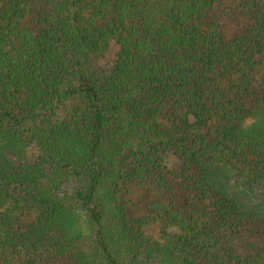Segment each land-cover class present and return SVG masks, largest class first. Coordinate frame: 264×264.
<instances>
[{"label":"trees","instance_id":"trees-1","mask_svg":"<svg viewBox=\"0 0 264 264\" xmlns=\"http://www.w3.org/2000/svg\"><path fill=\"white\" fill-rule=\"evenodd\" d=\"M0 264H264V0H0Z\"/></svg>","mask_w":264,"mask_h":264},{"label":"rangeland","instance_id":"rangeland-1","mask_svg":"<svg viewBox=\"0 0 264 264\" xmlns=\"http://www.w3.org/2000/svg\"><path fill=\"white\" fill-rule=\"evenodd\" d=\"M118 46L117 43L110 39L105 50L93 57L92 64L99 70H108L114 63ZM174 161L171 155L166 157V163L170 166ZM124 197L129 205V214L135 217H142L147 213L145 205L151 199V192L145 183H134L129 185L127 192H124ZM176 228L171 225H165L157 220L149 221L143 225V230L152 238H158L161 232H168Z\"/></svg>","mask_w":264,"mask_h":264}]
</instances>
